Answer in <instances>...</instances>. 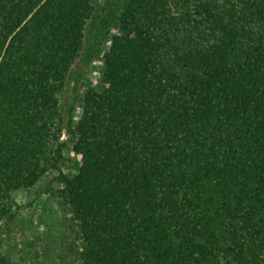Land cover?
Wrapping results in <instances>:
<instances>
[{"label":"trees","instance_id":"trees-1","mask_svg":"<svg viewBox=\"0 0 264 264\" xmlns=\"http://www.w3.org/2000/svg\"><path fill=\"white\" fill-rule=\"evenodd\" d=\"M0 264H264V0H0Z\"/></svg>","mask_w":264,"mask_h":264},{"label":"rangeland","instance_id":"rangeland-1","mask_svg":"<svg viewBox=\"0 0 264 264\" xmlns=\"http://www.w3.org/2000/svg\"><path fill=\"white\" fill-rule=\"evenodd\" d=\"M105 48L106 50H109L110 41L106 42ZM103 74L104 61L102 59H98L85 80L86 86L101 89L103 86ZM81 114L82 109L79 107L77 111V118H79ZM65 156L66 157L62 163L63 171L68 174L76 173L79 167V156L72 149L68 150ZM58 174V170L52 169L31 191L19 190L14 193L15 199L18 201V203L23 205L22 208H20L22 211L18 215L19 223L23 224V220L21 221L20 216L22 219L25 218L23 215L24 211L30 210V214H32L35 218L34 221L36 225L34 224L35 230H33V232H35L37 238H39V235L42 236L43 234L41 231L48 229L49 226L52 231L59 229L62 218L66 216L68 217L69 215V212H67L65 208H62L59 204V192L57 189L59 184L56 178ZM29 203H31V205H29ZM28 205L29 208H27ZM30 214L28 217L31 218ZM11 234L13 237L17 238L16 240H18L19 243L21 242L20 236L22 234L19 233L18 230L12 231ZM21 245L22 244L20 243L18 248Z\"/></svg>","mask_w":264,"mask_h":264}]
</instances>
